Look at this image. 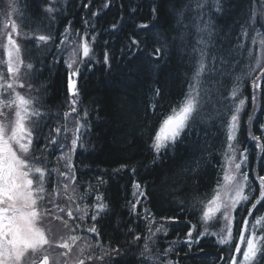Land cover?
Returning <instances> with one entry per match:
<instances>
[{
	"label": "trees",
	"instance_id": "obj_1",
	"mask_svg": "<svg viewBox=\"0 0 264 264\" xmlns=\"http://www.w3.org/2000/svg\"><path fill=\"white\" fill-rule=\"evenodd\" d=\"M208 2L211 7L201 14L193 10L195 0H0V65L5 71L3 45L11 35L21 47L23 61L14 87L24 84L18 86L20 93L36 98V107L45 114L33 152L46 156L47 167L55 165L57 151L49 137L63 126L73 99L67 91L65 61L69 58L64 56L68 43L61 41L84 36L92 48L90 58L78 53L87 62L79 63L76 112L70 115L76 118L74 126L77 121L84 126L82 146L71 155L74 190L54 210L76 229L78 240L69 249L59 248L69 261L231 264L233 255L238 261L242 258L253 222L264 216L258 179L264 177V73L260 72L264 68L260 43L264 40V0ZM49 8L54 11L48 12ZM206 23L207 30L198 33L197 27L203 29ZM65 30L70 31L67 36ZM41 35L51 40L44 44L34 38ZM201 37L207 41L208 71L200 86V107L176 142L168 141L156 153L152 145L157 130L173 108L179 110L189 91L199 59L193 49L200 47ZM29 63L31 70L25 67ZM3 71V77L12 82ZM258 76L262 77L260 87L254 88ZM237 84L238 98L231 97ZM240 99L245 105L234 151L229 154L241 164L237 178L248 174L244 192L249 200L228 210L232 241L221 245L218 240L227 228L223 209L216 213L218 219L202 221L199 201L211 199L218 183L222 184L226 125ZM229 167L235 172L234 164ZM49 179L46 187L54 191ZM134 185H139L143 196ZM95 195L107 209L96 221L91 220L90 209L81 219L84 205H93ZM74 207L78 211L70 218L68 212ZM93 224L97 231L86 233ZM192 225L197 226L191 237L198 240L195 243H189L187 236ZM255 231L264 235V222ZM237 244L240 252H236ZM258 264H264V258Z\"/></svg>",
	"mask_w": 264,
	"mask_h": 264
},
{
	"label": "snow or ice",
	"instance_id": "obj_2",
	"mask_svg": "<svg viewBox=\"0 0 264 264\" xmlns=\"http://www.w3.org/2000/svg\"><path fill=\"white\" fill-rule=\"evenodd\" d=\"M206 7H211L208 0H195L194 11H200L201 14ZM216 10L219 11V4L216 3ZM48 12H53L54 9H47ZM94 15H96L94 13ZM181 19L184 13L180 14ZM199 19V18H198ZM13 30L16 31V26L12 25ZM208 24L202 29L197 27V32L202 33L206 31ZM209 35L211 33L209 32ZM38 42L47 44L51 37L49 36H38L34 37ZM70 38L66 37L61 41L62 44L68 43ZM255 42V38H253ZM133 43H136L133 41ZM262 48H264V40L260 41ZM200 47L193 49L194 52L199 53V59L196 61L195 70L193 72L191 83L189 85V91L186 93L185 98L180 103V108L177 111L176 108L172 109V114L168 115L161 123L160 128L157 130L153 141V149L156 153H159L162 147H165L168 141L175 143L180 137V134L188 125V122L193 118L194 114L198 111L200 107V86L202 83L203 75L208 71L206 64L207 52V41L202 37L197 41ZM5 47V55L7 57V72L12 78V82H6L3 80V73L0 72V93H8L9 99L7 101L0 99V109L2 108H13L15 107V119L11 123V131L9 133V125L0 123V264H20L21 259L26 255V253L31 250L32 253L37 252L43 245L49 243L45 236L44 231L37 227V221L39 219L40 213L38 212L36 205L38 200H43L44 197L42 193L45 191V182L50 178L52 171H57V169H49L47 167V159L45 157H37L35 161V166L30 163L26 157L32 150V145L34 141L33 132L39 130L40 121L44 117L36 105L39 103L36 98H28L17 92L14 88V83L19 79L20 66L23 61L19 59L21 53V47L12 39L11 35L8 37L7 44ZM82 53V57L90 58L92 53V48L86 40L74 48L70 53V57L65 61L67 68L69 69L68 76V88L70 94L73 96L71 102L70 112H66L65 118L71 115V113L76 112L74 105L77 103L75 97L78 93L75 88L74 77L80 74L79 63H86L87 61L81 60L77 56V52ZM156 54L160 55L161 50L156 49ZM107 54H105V62H107ZM261 62V58L257 59V63ZM28 70H31L33 65L27 64L25 66ZM260 72L264 73V68L260 69ZM262 77H257L256 81L253 82V87H260L259 81ZM239 80V78H237ZM21 88L25 87L24 84L19 85ZM30 87V85H29ZM240 93L239 85L233 87L230 92L231 97H237ZM253 101H255V96H253ZM245 100L240 99L238 104H234L232 107V115L229 117L228 123L226 125V136H227V147L224 150V164L222 165V171L224 172L223 184L217 185V188L213 190L214 194L211 199L200 200L199 203L203 207L201 213L202 221H213L218 219L216 213L221 212L223 209L224 220L227 224V228L223 235L220 236L218 243L221 245L229 244L232 241V217L229 214V209H236L237 205L242 201H248L249 196L245 194L244 189L247 187L248 174L243 173L242 179H238L236 173H239L241 169L240 163H235V157L230 155L233 149V143L237 139V135L240 127V113L244 108ZM251 120V117H249ZM31 124V127L27 125ZM84 126L78 121L76 122L75 129L70 130L67 127V123L63 127L65 133L71 131L73 139L71 141L72 150H75L79 145L81 139V129ZM57 136L52 137L49 141L50 144L59 143L58 136L61 132V128L55 129ZM257 140L260 138L257 137ZM64 146L61 145V148ZM18 149V150H17ZM19 153V154H18ZM243 155V154H242ZM59 160H69V155H62L58 158ZM235 167V172L229 167L233 165ZM42 165V166H40ZM67 167L71 168L69 162ZM58 175L65 176L67 179H75L74 176H68L66 173L58 172ZM35 177V179H34ZM260 193L261 197H264V177H259ZM65 189L68 185L65 184ZM134 187L139 188V185H134ZM140 196L144 193L140 192ZM101 197L97 196V201H101ZM136 205H133L135 209ZM256 207L253 204V208ZM107 209V205L100 202L95 205L96 215L91 218L93 221L97 220L100 213ZM63 211V210H61ZM88 206H85L84 216L88 215ZM251 212V209H249ZM72 212H68V216L72 217ZM150 215V214H147ZM81 216V219L84 218ZM264 222V216L259 217L255 222H253V231L246 238V247L243 249L242 258L238 261L237 257L233 255L231 264H258V259L264 258V235H258L255 229ZM248 224L247 219H245V225ZM197 226L192 225L189 229L187 236L189 238V243H195L197 241H192L191 237L193 231ZM150 230V229H149ZM89 232H96L97 229L95 224L88 229ZM157 232L161 231V228L156 229ZM207 228H205V233H201V236L205 235ZM73 241L77 237L71 238ZM139 239V237H136ZM64 248H70L68 243L61 245ZM145 251H147V245H145ZM240 246L237 244L236 252H240ZM116 254L119 255V251L116 250ZM141 255H144L142 252ZM92 259V257H89ZM100 259H103L102 257ZM43 264H48V257L45 256L43 259ZM79 264H83V261H79Z\"/></svg>",
	"mask_w": 264,
	"mask_h": 264
},
{
	"label": "rangeland",
	"instance_id": "obj_3",
	"mask_svg": "<svg viewBox=\"0 0 264 264\" xmlns=\"http://www.w3.org/2000/svg\"><path fill=\"white\" fill-rule=\"evenodd\" d=\"M10 34V31L6 30V33ZM68 33H70L69 30H65V36L68 35ZM9 37V36H8ZM82 38L83 40H86L85 37H74L73 39H70L68 41V46H66L65 49V56H67V58L70 57V53L72 52V50L74 48H77V46L82 42ZM8 41V38H7ZM7 41H4V45H3V49L5 51V45L7 44ZM64 47V45H63ZM58 52V49L57 51ZM59 52H61V48H59ZM79 51L77 52V56H78ZM57 57H58V53H57ZM79 58V57H78ZM19 59H21V56H19ZM79 59L82 60V58L80 57ZM7 57L5 55V71H3L2 69V65H0V72H7ZM21 68V66H20ZM22 71V69L20 70V72ZM75 79V78H74ZM4 81H11L10 78L3 77ZM19 86V85H18ZM18 86H15V90L17 92L20 93ZM76 88V87H75ZM23 95V94H22ZM25 97H29V95H24ZM9 94L8 93H0V99L7 101L9 99ZM72 102V101H71ZM71 102H69V107H71ZM75 107V105H74ZM15 119V107L9 109V108H2L0 109V123H4L6 125H9V133L11 131V123L14 121ZM75 117L73 116H69L66 120V118H63V126L61 127V132L59 133L58 136V140L60 138L59 143L55 144L57 147V151H55L56 157H55V165L48 167L49 169H57L58 172L60 173H66L68 176H71L72 171L71 168L67 167L66 165L71 164L72 160H71V155L72 153L76 150H72V144L71 141L73 139V135L72 132L69 131L67 133H65L63 131V127L64 125L67 123V127L72 130L75 129L76 127V123L75 126L73 125V122H75ZM28 127H31V124L27 125ZM35 134L36 131L33 132V137L35 140ZM57 136V134H56ZM52 137L55 136H50L49 138L52 139ZM61 145H63L64 147L61 148ZM33 146H34V141H33V145H32V150H30V153L27 155L26 159L30 162L33 163V165L35 166V161L37 157H40L39 155H37L36 153L33 152ZM18 150V149H17ZM19 154V153H18ZM70 154V161L69 160H59L58 158L61 157L62 155H69ZM46 158V156H44ZM49 158V157H48ZM49 162V160H48ZM42 166V165H40ZM244 168L246 170H248L247 168V163L244 164ZM57 171H53L51 173V180H52V184H53V188L54 191L49 190L46 186L48 180H50L49 178L46 180L45 182V191L44 193H42L44 199L43 200H38L36 208L38 210V212L40 213L39 219L37 221L36 226L41 228L44 233L46 238L48 239L49 243L47 245H43L37 252L32 253L31 250H29L28 253H26V255L21 259L20 264H33V261L36 259H39V262H37L38 264H43V259L45 256L48 257V264H79V262H75L74 259H72L71 261H69L67 258H64L62 255H60V251L59 248H64L61 245L64 243H68L69 245H71L74 241L70 238L74 237L75 233L72 234L71 230H66V231H62V226L55 221V216H57L56 212H54V210H56V207L54 206V202L57 201L61 202L60 200H62V198L65 197V199L72 197V193H73V185H72V179H67L65 176H61L58 175ZM35 179V177H34ZM224 183V180L222 181V184ZM65 184L68 185L67 189H65ZM134 189H138V193L143 192L141 191L139 188L134 187ZM97 196L95 195L94 200L95 203L93 205L90 206L89 202L86 203L84 205L88 206V209H90V211H92V216L96 215V211H95V205L97 203H100L102 201H97ZM103 203V202H102ZM49 204V208L46 207ZM80 210V209H79ZM78 211L77 207H74V211L72 210V213H76ZM84 216V214H83ZM92 220V218H91ZM90 228V227H88ZM86 231V233H93V232H89L88 230H84ZM55 237V241L54 243L51 242L52 239H54ZM78 239H76L75 241H77ZM61 241V242H60ZM51 244L53 246V249L55 250V252L57 254H54V252H51ZM71 247V246H70ZM74 247V246H72ZM69 249V248H68ZM83 264H87L85 261H83Z\"/></svg>",
	"mask_w": 264,
	"mask_h": 264
},
{
	"label": "water",
	"instance_id": "obj_4",
	"mask_svg": "<svg viewBox=\"0 0 264 264\" xmlns=\"http://www.w3.org/2000/svg\"><path fill=\"white\" fill-rule=\"evenodd\" d=\"M69 76V75H68ZM68 76H67V89H68V92H69V88H68ZM75 87H76V81H75ZM70 94V92H69ZM71 95V94H70Z\"/></svg>",
	"mask_w": 264,
	"mask_h": 264
}]
</instances>
